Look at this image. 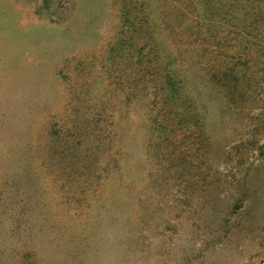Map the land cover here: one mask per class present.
<instances>
[{"label":"rangeland","instance_id":"1","mask_svg":"<svg viewBox=\"0 0 264 264\" xmlns=\"http://www.w3.org/2000/svg\"><path fill=\"white\" fill-rule=\"evenodd\" d=\"M152 5L171 48L173 1ZM120 10L0 0V264H264V99L229 97L184 59L208 105L211 170L192 198L158 186L146 111L108 61ZM96 122L115 146H91Z\"/></svg>","mask_w":264,"mask_h":264},{"label":"trees","instance_id":"2","mask_svg":"<svg viewBox=\"0 0 264 264\" xmlns=\"http://www.w3.org/2000/svg\"><path fill=\"white\" fill-rule=\"evenodd\" d=\"M120 1L111 73L121 71L118 90L146 111L154 183L195 197L211 170L212 138L205 93L190 84L183 61L195 56L201 75L229 97L264 99V0H172L163 20L175 36L171 48L158 33L152 0ZM111 123L96 122L91 146H115L119 133Z\"/></svg>","mask_w":264,"mask_h":264}]
</instances>
